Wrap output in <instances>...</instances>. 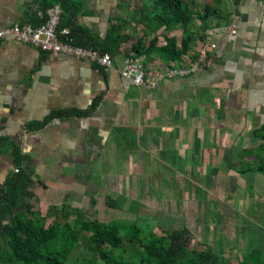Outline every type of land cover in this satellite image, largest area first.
<instances>
[{
    "label": "crops",
    "instance_id": "1",
    "mask_svg": "<svg viewBox=\"0 0 264 264\" xmlns=\"http://www.w3.org/2000/svg\"><path fill=\"white\" fill-rule=\"evenodd\" d=\"M32 3L0 0V24L25 23ZM98 17L97 7L86 0L77 21L103 36ZM233 17L237 32L215 36L217 48L207 67L164 78L154 88L137 86L121 75L125 56L119 52L113 57L114 67L103 70L94 61L49 53L12 37L0 41V138L10 137L0 153V184L18 168L16 149L24 156L22 166L31 170L34 190L46 209L63 203L83 209L87 195L90 206L99 202L100 188L112 175L114 153L139 150V133H162L164 119L169 121L166 129L173 149L179 147L185 131L189 143L191 132L208 130L206 126L218 131L214 127L222 113L249 118L248 129L258 130L264 124V0H236ZM101 93L100 103L89 115L56 117L44 123L51 111L87 108ZM204 109L210 122L199 128L196 116ZM33 123L43 124L29 128ZM117 127L133 134L138 148L120 146ZM240 127L241 122H235L231 136ZM181 154L187 155V150ZM235 174L228 180L239 179ZM253 175V182L264 190L263 177L259 179L263 173Z\"/></svg>",
    "mask_w": 264,
    "mask_h": 264
},
{
    "label": "rangeland",
    "instance_id": "2",
    "mask_svg": "<svg viewBox=\"0 0 264 264\" xmlns=\"http://www.w3.org/2000/svg\"><path fill=\"white\" fill-rule=\"evenodd\" d=\"M182 1L192 13L190 22L176 23L151 33L154 21L140 17L145 0H91V3L97 7L98 21L101 19L102 37L111 24L119 25L121 38L117 53L129 57L124 54V49L143 36L147 51L141 57L148 71L166 73L170 68L159 51L167 35L180 39L190 37L181 61L174 65L187 67L208 43L210 31L215 32L220 25L231 24L234 20L236 0ZM93 27L98 29L96 25ZM182 76L186 75L175 77ZM170 78L174 77L166 76L165 79ZM201 111L196 116L199 128L206 126L203 123L207 124L209 120L207 110ZM218 116L214 127L218 131L206 126L208 130L191 132V143L185 131L179 137V147L175 149L170 148L172 136L166 129L168 119L161 122L165 127L162 133L155 135L148 130L139 133L142 144L139 150L112 156V175L100 188L99 202L96 200L90 206L88 195L83 197L85 217L103 222L118 221L130 230L138 228L140 237L145 241H156L163 248L170 247V229L186 225L194 235V239L188 240L189 244L183 248L186 257L197 255L208 245L216 252L217 264H264V251L249 247L254 227L260 228L264 234V190L260 191L253 182V172L264 168V148L261 146L264 131H250L249 118L238 114L222 113ZM239 121V132L231 136L230 128ZM184 149L187 150L185 156L181 154ZM183 160L187 161L186 165ZM236 172L239 179L228 180V175ZM261 172L264 175V170ZM262 177L264 185V176L259 179ZM190 182L206 189V194L193 188ZM111 199H117V207L111 204ZM34 202L36 209L46 212L41 198L37 196ZM76 219L77 216L72 214L70 223L74 225ZM5 224L9 230L7 222ZM124 243V258L134 264L131 259H134L136 250L143 249V245L139 239L130 240L128 236H124ZM73 255L82 260L86 250L81 247ZM186 257L177 259L176 264L184 262Z\"/></svg>",
    "mask_w": 264,
    "mask_h": 264
},
{
    "label": "trees",
    "instance_id": "3",
    "mask_svg": "<svg viewBox=\"0 0 264 264\" xmlns=\"http://www.w3.org/2000/svg\"><path fill=\"white\" fill-rule=\"evenodd\" d=\"M85 1L33 0L32 10L25 13V23L40 26L48 18L47 10L59 5L60 39L74 45L94 48L101 54L109 53L115 57L121 38L119 25L111 24L106 35L102 37L86 25L80 24L77 19ZM145 3V7L140 10V17L141 19L148 17L154 21L150 33L176 23L188 24L191 20L192 13L182 0H145ZM129 16L133 18L131 14ZM153 38L155 41L156 36ZM165 40L159 52L168 62V66H174L173 62L181 61L182 54L191 39L167 35ZM145 51L147 50L144 48L143 36H141L130 47L124 49V54L142 56ZM95 64L106 70L97 62ZM102 97L103 93L96 95L87 108L72 107L51 111L44 118V123L56 117L87 116L95 110ZM42 124H28V127L33 128ZM258 130L264 131V124ZM116 135L118 144L124 149L138 148L133 134L127 133L125 128L117 127ZM9 139L8 136L0 138V153L4 152L5 144ZM261 146L264 148V140ZM15 156L18 170L11 171L0 184V264H133L129 259L124 258V236L130 237V240L139 239L143 245V249L136 250L134 259H131L134 260V264H176L177 259L186 257L183 248L189 244L188 240L194 239L193 233L186 225L181 228L172 227L170 247L163 248L158 246L156 241H145L140 237L138 228L130 230L118 221L103 222L99 219H87L82 208L73 207L71 204L50 205L45 213L36 209L34 199L37 198V194L34 190L35 181L32 172L22 166L24 156L19 150L15 149ZM262 170L264 168L256 171ZM38 182L42 183L41 180ZM190 183L193 188L206 194V189L193 182ZM112 203L118 206L117 199H111ZM72 214L77 216L74 225L70 223ZM250 238V249L264 251V234L260 228L254 227ZM178 245L179 249H176ZM81 247L85 248L86 256L82 260H77L73 254ZM215 258V250L205 245L197 255L186 257L181 264H217Z\"/></svg>",
    "mask_w": 264,
    "mask_h": 264
},
{
    "label": "built area",
    "instance_id": "4",
    "mask_svg": "<svg viewBox=\"0 0 264 264\" xmlns=\"http://www.w3.org/2000/svg\"><path fill=\"white\" fill-rule=\"evenodd\" d=\"M47 13L46 22L40 26H33L30 23H14L9 26L0 24V41L12 37L17 41L33 45L49 53H66L97 62L106 70L114 67V58L109 53L101 54L97 49L74 45L60 39L58 35L61 17L59 5L50 7ZM237 30L238 22L233 21L231 24L220 25L215 32L210 31L208 43L200 49L198 57L187 67L169 66L170 69L166 73L150 72L141 56H129L124 59L120 71L121 75L131 79L137 86L149 88L157 87L166 76L190 75L209 65L210 55L217 48V42L214 40L217 34H235ZM17 170L18 168H16Z\"/></svg>",
    "mask_w": 264,
    "mask_h": 264
}]
</instances>
